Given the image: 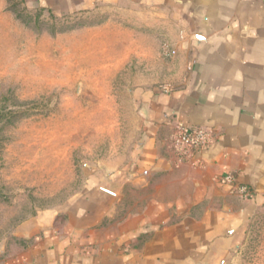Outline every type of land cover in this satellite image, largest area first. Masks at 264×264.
Here are the masks:
<instances>
[{
	"label": "crops",
	"instance_id": "0c3cea01",
	"mask_svg": "<svg viewBox=\"0 0 264 264\" xmlns=\"http://www.w3.org/2000/svg\"><path fill=\"white\" fill-rule=\"evenodd\" d=\"M27 2L57 15L99 3H120L124 18L161 11L187 56L178 87L140 95L130 161L22 222L24 248L0 264H229L264 211V0ZM181 125L214 134L183 163L171 147Z\"/></svg>",
	"mask_w": 264,
	"mask_h": 264
},
{
	"label": "rangeland",
	"instance_id": "374dc122",
	"mask_svg": "<svg viewBox=\"0 0 264 264\" xmlns=\"http://www.w3.org/2000/svg\"><path fill=\"white\" fill-rule=\"evenodd\" d=\"M121 10L99 3L57 15L0 0V263L24 248L22 222L130 161L140 95L183 82L187 52L172 22L161 11L137 19ZM229 264H264V211Z\"/></svg>",
	"mask_w": 264,
	"mask_h": 264
},
{
	"label": "built area",
	"instance_id": "2783aa9c",
	"mask_svg": "<svg viewBox=\"0 0 264 264\" xmlns=\"http://www.w3.org/2000/svg\"><path fill=\"white\" fill-rule=\"evenodd\" d=\"M214 140V134L211 130L206 128L190 129L184 126H179L177 134L172 140L171 147L180 162H188L192 156L210 146ZM226 183H233V177H226ZM239 191L243 194L248 193L246 187H241Z\"/></svg>",
	"mask_w": 264,
	"mask_h": 264
},
{
	"label": "trees",
	"instance_id": "16d2710c",
	"mask_svg": "<svg viewBox=\"0 0 264 264\" xmlns=\"http://www.w3.org/2000/svg\"><path fill=\"white\" fill-rule=\"evenodd\" d=\"M9 114H10L11 116H14V117L17 116L18 118H20V117L22 116V113H20V112H15V113H14V112H10Z\"/></svg>",
	"mask_w": 264,
	"mask_h": 264
}]
</instances>
